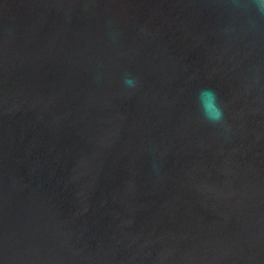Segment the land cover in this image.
I'll return each instance as SVG.
<instances>
[{"label": "water", "instance_id": "1", "mask_svg": "<svg viewBox=\"0 0 264 264\" xmlns=\"http://www.w3.org/2000/svg\"><path fill=\"white\" fill-rule=\"evenodd\" d=\"M0 264H264L252 0H0Z\"/></svg>", "mask_w": 264, "mask_h": 264}, {"label": "clouds", "instance_id": "2", "mask_svg": "<svg viewBox=\"0 0 264 264\" xmlns=\"http://www.w3.org/2000/svg\"><path fill=\"white\" fill-rule=\"evenodd\" d=\"M258 15L264 16V0H252ZM128 88H136L138 80L135 77L126 76L123 81ZM198 102L203 118L213 126H223L225 122L224 109L218 100L217 94L211 89H201L198 93Z\"/></svg>", "mask_w": 264, "mask_h": 264}]
</instances>
